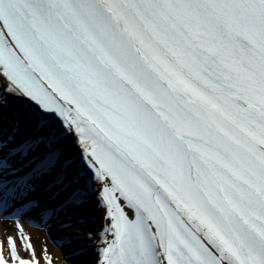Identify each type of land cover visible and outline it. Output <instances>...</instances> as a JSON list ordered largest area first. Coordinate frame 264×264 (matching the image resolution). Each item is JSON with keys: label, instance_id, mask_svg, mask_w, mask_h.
Instances as JSON below:
<instances>
[{"label": "snow or ice", "instance_id": "1", "mask_svg": "<svg viewBox=\"0 0 264 264\" xmlns=\"http://www.w3.org/2000/svg\"><path fill=\"white\" fill-rule=\"evenodd\" d=\"M2 78L44 134L0 138V167L45 153L0 188L27 200L58 163L52 187L80 184L78 136L114 236L97 264H264V0H0Z\"/></svg>", "mask_w": 264, "mask_h": 264}, {"label": "bare ground", "instance_id": "2", "mask_svg": "<svg viewBox=\"0 0 264 264\" xmlns=\"http://www.w3.org/2000/svg\"><path fill=\"white\" fill-rule=\"evenodd\" d=\"M0 83L4 85L3 80L0 79ZM5 87V85H4ZM2 91V89H0ZM12 109V108H11ZM6 120L12 121L14 119V116H8L4 110ZM17 116L20 117V113L17 111ZM14 122V121H13ZM12 123V122H10ZM21 127H24V130L26 129L28 123L27 122H20ZM39 134L42 135V132L39 131ZM44 134V133H43ZM71 137V136H70ZM68 137L65 142V156L72 158L79 156L80 150L78 149L76 142L74 139H71ZM73 140V141H71ZM75 171V168L74 170ZM72 172V171H70ZM88 205H85L84 208L81 210L88 211L91 208V211L93 212V216L95 217L94 222H86L83 225V228H86L88 232L91 233V241H95L96 243V249H88L86 252L83 253H76L74 254V250H77V245L80 244V242L76 243L73 242L69 246L65 247V251L63 253H60L59 249L52 250V248L48 245L46 236L43 233H40V230H32V231H26L23 230L22 226L13 227L12 225H9L8 223L4 222L3 220L0 221V252H2L4 255L11 253V242L15 243V249L20 252V254H23L27 258L31 256L30 249L31 247H34L35 251L38 252V255L40 257V264H97L98 259H102V253L103 250L106 247V243H101V239L108 240L110 238L111 230L109 228L108 222L104 219V210L98 207L97 203H95L92 199L90 202H88ZM68 215V214H67ZM66 215V216H67ZM19 227V229H18ZM80 229L75 230L76 234H82V232L79 231ZM74 232V230H58L54 232V234L58 235H70ZM87 234L89 235L90 233ZM84 234V233H83ZM76 245V246H73ZM75 248L74 250L72 249ZM82 248V247H80ZM79 248V249H80ZM35 255V254H34ZM34 258H38L36 255Z\"/></svg>", "mask_w": 264, "mask_h": 264}]
</instances>
